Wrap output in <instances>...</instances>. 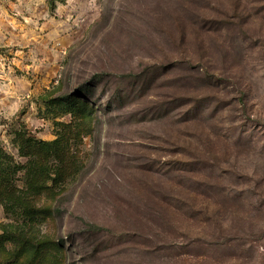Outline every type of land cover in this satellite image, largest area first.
<instances>
[{
	"label": "rangeland",
	"instance_id": "374dc122",
	"mask_svg": "<svg viewBox=\"0 0 264 264\" xmlns=\"http://www.w3.org/2000/svg\"><path fill=\"white\" fill-rule=\"evenodd\" d=\"M56 1L0 0V167L50 245L32 264H264V0ZM66 95L90 118L48 106ZM6 196L0 235L25 220Z\"/></svg>",
	"mask_w": 264,
	"mask_h": 264
},
{
	"label": "trees",
	"instance_id": "16d2710c",
	"mask_svg": "<svg viewBox=\"0 0 264 264\" xmlns=\"http://www.w3.org/2000/svg\"><path fill=\"white\" fill-rule=\"evenodd\" d=\"M49 2L51 9H56L57 1L56 0H46ZM100 78L99 75H94L91 80V84L96 82L97 79ZM89 85L86 86V88ZM74 99L71 95H66L62 97H56L51 99L47 103L50 108H55V112L59 115H70L72 120L71 123L75 121H85L90 118V114L85 112V109L79 103L74 104ZM88 113V114H87ZM20 124L26 130V124L21 121ZM26 141L25 147H23L22 152L25 156H30L37 151V149L42 148L46 149L47 146L49 150H51V143L48 142H40L36 143L31 139L27 138V135L23 137ZM4 157L0 153V163ZM43 175L47 178H50L52 183H56V177H52L49 169L44 167L40 170ZM17 174L16 168L12 167L9 169H5L3 166L0 167V195L6 192L7 196L5 200L2 199V202H8L11 204L12 208H15L16 214L19 216H24L25 220L23 221V226H15V225H6L4 232L0 235V247L6 248L7 244L11 245V257L15 260L16 263L22 258H27L28 264L33 263V259L31 260L30 255H34L35 259L41 256L42 250L50 247L48 243L38 241L34 236H30L27 234L25 229L26 226H29L28 222L35 221V218L41 213L45 212V209L42 207H36L35 204L29 199L24 198L17 195V190L12 188V182L14 176ZM40 186L37 187L39 190ZM46 189H50L51 187H45ZM42 186V190L45 189ZM4 198V197H2ZM25 225V226H24Z\"/></svg>",
	"mask_w": 264,
	"mask_h": 264
}]
</instances>
